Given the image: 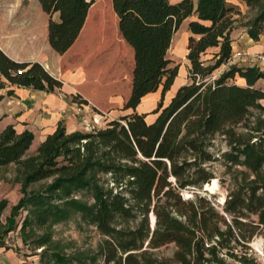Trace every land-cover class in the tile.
<instances>
[{"label": "trees", "instance_id": "16d2710c", "mask_svg": "<svg viewBox=\"0 0 264 264\" xmlns=\"http://www.w3.org/2000/svg\"><path fill=\"white\" fill-rule=\"evenodd\" d=\"M39 1L51 16L58 13V19L49 20V42L58 53L67 52L84 28L82 50L88 49L90 36L97 39L93 51L104 54L112 48L115 38L105 32L103 3L92 16L94 0ZM241 1L255 12L245 25L249 36L259 40L264 0ZM111 3L118 31L132 50L129 89L121 106L125 113L96 131L69 132L60 122L33 153V131L19 132L13 124L0 131V168L14 166L22 192L0 226V246L17 228L16 215L23 208L28 212L21 235L33 250L42 248L40 264H96L99 258L103 264H257L250 242L264 235V88L257 86L264 70L231 64L209 79L231 60V32L241 10L228 0ZM192 15L187 46L191 82L164 104L180 68L171 66L168 51L175 32ZM96 17L100 22H94ZM212 48L218 50L203 58ZM110 59L109 66L118 64L113 74L121 68L120 55ZM236 76L246 83L231 81ZM12 85L51 93L63 81L39 61H16L0 47V88ZM160 86L156 107L139 112L143 98ZM72 100L89 103L80 93ZM149 114L155 115L153 121ZM217 135L228 146L219 157L211 149ZM218 159L231 174L220 206L201 192L215 178L211 163ZM186 190L191 198L184 196ZM6 203L0 202V213ZM74 214L103 235L96 255L67 252L54 239V225ZM170 243L176 246L171 258L156 255L155 249Z\"/></svg>", "mask_w": 264, "mask_h": 264}, {"label": "crops", "instance_id": "0c3cea01", "mask_svg": "<svg viewBox=\"0 0 264 264\" xmlns=\"http://www.w3.org/2000/svg\"><path fill=\"white\" fill-rule=\"evenodd\" d=\"M228 2L243 8L248 7L241 0H228ZM45 14L47 13L42 9L39 0H0V47L16 61H39L52 75L63 81V87L51 93L17 85L0 88V131L7 125L13 124L19 132L26 129L33 131L35 134L34 141L37 140L40 143L48 134L55 131L60 122L69 132L84 131L83 120L89 117L91 107H97L100 111L103 100L104 103L105 101L107 103L103 105L104 107L111 103L120 106L129 89L125 94L120 93V85L123 83V79L120 77L116 80L114 78H110L111 80L101 78L104 73L103 68H101L100 79L95 81L94 78H91L92 76L85 72L80 63L73 61L74 55H79L82 48L86 28L67 52L60 54L54 50L49 43L47 25L42 38L41 18ZM191 34L190 32L189 36ZM241 34L242 37L240 38L239 35ZM231 37L233 39L232 51L240 48L248 49L247 51L251 54L264 51L262 50L264 49V41H262L264 33L261 34L260 40L254 41L249 36L247 28L243 30L233 28ZM240 43L245 44V46L241 47ZM183 44L185 48L182 53L187 54L188 40L183 39L179 43L180 46ZM174 45L175 35L168 51V57L171 49H174ZM212 49L213 51L218 50L217 48ZM115 53L116 51L110 52L111 58L114 57ZM177 78L178 76L167 91H174L167 103L175 95L177 89L183 85L177 84ZM239 79L238 83H246L244 78L239 77ZM173 87L175 88L172 89ZM158 92L159 90L147 94L137 110L149 112L150 109H154L159 101ZM75 93H80L89 103L74 102L72 95ZM143 105L149 109L144 110L146 107ZM154 118L155 115L153 114L147 116L148 121H153Z\"/></svg>", "mask_w": 264, "mask_h": 264}, {"label": "rangeland", "instance_id": "374dc122", "mask_svg": "<svg viewBox=\"0 0 264 264\" xmlns=\"http://www.w3.org/2000/svg\"><path fill=\"white\" fill-rule=\"evenodd\" d=\"M171 1L175 2L178 0H171ZM193 1L197 3L198 0H193ZM100 3L104 4V5L102 4L104 6L103 8L106 11V14H108L107 17L108 23L106 22L104 26V28L106 27L105 32L115 38L114 42L112 43L113 44L112 48L105 51L104 54H100L99 52L93 51L92 49L95 47L94 44H97V39L91 38L90 36L88 37L89 39H87L88 49L86 48L83 50L80 49L79 55H74L73 61L75 63L76 62L80 63L82 65V68L85 70V72H87V74L92 76L91 78L92 79L94 78L95 81L98 78L100 79L101 76L100 72H102L101 68L104 69L103 71L104 73L101 76V78L104 79L114 78L115 80L119 77L122 78L123 83L122 85H120L121 86L120 93L125 94V92L128 89V78L132 68V50L122 39V35L118 31V18L112 8L111 0H94V3L91 6V11H90L91 15L93 16V13L96 11L97 6H99ZM237 6H238V10H241V13L235 14V17L238 18V20L236 23H234L233 28L243 30L244 28H246L245 25L246 22L255 15V12L252 11L249 7L243 8L240 5ZM50 17H52L53 19H58V13H54L52 16L48 13L42 15L41 18L42 38L44 37V29L46 25L48 26V38H49ZM195 18L196 15H192L186 18L181 24L180 28L174 34L175 45H174V49H171L169 53V57L173 59V61L171 62V66H174L176 64L180 65L179 74L176 81L177 84H186L191 82L188 72V66L190 62L187 58V54L182 53L184 51L185 45L183 44L180 46L179 43L183 39L188 40L190 34L188 24L190 20ZM100 20L101 18L99 19L98 17H96V19H94V22L98 23L100 22ZM92 37L94 36L92 35ZM239 37L241 38L242 34L239 35ZM262 41H264V38ZM240 46L241 47L245 46V44L240 43ZM111 51L113 52L116 51V53L119 52L120 62L118 63L119 66L121 65V68L119 69L117 68L118 70L113 74L111 73V71L113 70L114 66L118 64L115 62L116 65L115 63H113L109 66L108 62H110L111 60L110 59ZM260 53H264V51L256 52L254 54H260ZM212 54H213V49H210L203 55V58H211ZM254 54L249 53L248 56L237 58L235 59L234 62L222 64L212 73L209 79L214 80L218 78L223 71L227 70L231 66V64H237L238 66L241 67L256 65L259 66L262 70H264V64L258 61V59H254L255 58ZM209 62H214V60H209ZM239 80H240L239 77L236 76L231 81L239 82ZM257 86L264 88V79H261L257 83ZM174 88L175 87H173L172 89ZM110 91H112V89H110ZM160 91H161V86L158 92L159 100L161 96ZM172 94H174V91L167 92L165 94L164 104L167 103V101L169 100ZM101 103L103 105L107 104L106 101L104 103V100L101 101ZM101 103L100 106L102 105ZM262 104L264 105V100L262 101ZM103 105L101 106L102 108L100 109V111H97L91 107L89 117L88 118L86 117L83 120L84 131L86 132L88 131V124H92L95 118L99 121L98 126L102 128L105 127L108 121L111 120L112 118H119L121 117L122 114L125 113V111L121 110L122 105L118 106L115 104L113 105L112 103L106 107H104ZM143 106L146 107L145 105ZM148 109L149 108L146 107V109L144 110H148ZM39 144L40 142L35 140L31 148L29 149V153L35 152ZM211 149L216 153L217 157H219L223 151L228 149L226 140L223 135H217L215 137L214 145L212 146ZM211 168L215 172V178L218 181V187H215L214 189L212 188L209 189L206 186H204L201 192L203 194H208L209 196H211L212 200L215 201L220 206L224 203L228 193V188L231 185V174L221 159L212 162ZM13 169H14L13 165L6 168H0V202L3 200H6L7 202L6 205L2 208L0 213V226L1 224H5L7 222V217L11 215L13 206H15L22 197L20 183L14 180L15 175ZM212 182L213 180L210 183ZM186 192L192 193L191 191L188 190H186ZM27 212H28L27 209L22 208L19 210L18 214L16 215V220L18 221L17 228L12 231H9L7 235L4 236L3 240L5 242V245L0 246V264H40L41 263L42 248L33 250L32 249L33 245L30 242L26 243L24 241L23 236L21 235L20 229ZM151 219H153L152 216ZM53 236L55 240L61 242L64 248H66L67 252H73L76 249H80L83 251L90 252L91 255H96V251L98 249L99 243L104 238L103 235L94 225L83 222L80 219L79 214H74L70 219L55 224L53 227ZM258 240L260 244L256 246L255 243ZM263 243H264L263 234H259L255 236L253 240L250 242V246L253 252L255 251L254 247H259ZM175 248H176L175 244L170 243L168 245L162 246L161 248L155 249V253L157 256L161 258H171L173 256ZM229 262L235 263V261L231 259H229ZM96 264H103V261L99 258Z\"/></svg>", "mask_w": 264, "mask_h": 264}, {"label": "built area", "instance_id": "2783aa9c", "mask_svg": "<svg viewBox=\"0 0 264 264\" xmlns=\"http://www.w3.org/2000/svg\"><path fill=\"white\" fill-rule=\"evenodd\" d=\"M249 52L245 48H240L232 51L231 62H234L235 59L248 56ZM255 59H258L261 63L264 64V53L254 54ZM99 125V121L95 118L92 124H88V131H96L97 129L101 128ZM254 257L257 260V264H264V243L261 244L259 247H254Z\"/></svg>", "mask_w": 264, "mask_h": 264}, {"label": "bare ground", "instance_id": "6f19581e", "mask_svg": "<svg viewBox=\"0 0 264 264\" xmlns=\"http://www.w3.org/2000/svg\"><path fill=\"white\" fill-rule=\"evenodd\" d=\"M206 187L209 188V189H210V188L214 189L215 187H218V181H217V179L214 178L212 183H207V184H206ZM153 219H154V218H153ZM255 244H256V246L259 245V244H260L259 240L256 241Z\"/></svg>", "mask_w": 264, "mask_h": 264}, {"label": "water", "instance_id": "95a60500", "mask_svg": "<svg viewBox=\"0 0 264 264\" xmlns=\"http://www.w3.org/2000/svg\"><path fill=\"white\" fill-rule=\"evenodd\" d=\"M206 186V185H205ZM207 189V188H206ZM184 196L186 197V198H191L193 195H192V193H189V192H184ZM153 223H155V216H154V219H153Z\"/></svg>", "mask_w": 264, "mask_h": 264}]
</instances>
